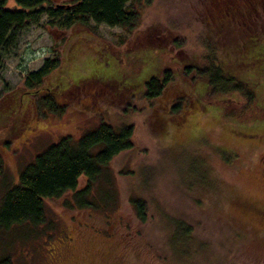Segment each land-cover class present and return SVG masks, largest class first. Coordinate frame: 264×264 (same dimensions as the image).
Masks as SVG:
<instances>
[{
  "label": "rangeland",
  "instance_id": "1",
  "mask_svg": "<svg viewBox=\"0 0 264 264\" xmlns=\"http://www.w3.org/2000/svg\"><path fill=\"white\" fill-rule=\"evenodd\" d=\"M226 1L239 13L241 0H130L127 4L137 12L130 29L94 22L88 30L78 24L64 29L49 24L60 20L45 14L21 27L15 41L0 52V96L21 87L23 75L37 70L55 51H61L63 59L46 81L55 85L56 91L79 79L83 80L82 86L93 87L107 72L111 74L121 67L126 79L129 75L135 82L154 75L159 70L157 62L146 61L142 71L134 73L99 47L115 52L135 45L143 29L156 30L158 36L156 33L153 39L166 34V38H160L165 45L160 53L161 66H170L176 77L151 100L143 94L132 96L128 91L131 89L108 87L106 92H81L71 86L57 97L65 103L59 115L42 113L44 107L38 108L37 97H32L36 109L32 108L33 101L30 107L22 104L11 121L17 136L7 148L0 147L6 183L16 181L21 169L59 137L71 134L77 138L100 119L115 125L134 124V146L108 163L106 180L99 177L86 196L93 205L77 207L70 191L44 199L51 223L35 226L30 232L33 235L26 238L23 236L29 226L0 233V255L1 247L6 248L2 253L10 255L12 264H264V225L259 226L255 218L239 211L233 203L228 204L237 195L264 205V140H256L249 124L218 115L217 108L206 101L210 96L202 95L207 81L189 87L178 75L182 64L198 61L205 52L215 25L214 7H223ZM259 3L251 0L246 7H258L254 13L264 19V5ZM234 24L236 21H231L228 26ZM235 27L231 30L237 31ZM227 43L233 42L225 40ZM219 45L212 53L215 57L208 56L199 68L211 69L215 62L223 63L224 57L245 62L241 59L246 45L241 50L229 45L228 54ZM122 54L125 61L137 56L134 51ZM222 66L223 73H231ZM234 74L252 73L236 68ZM260 82L264 80L256 86ZM20 95L12 91L16 101ZM179 97L181 109L186 110L185 119H193L184 124L173 118L163 121L168 114L161 110ZM193 100L201 105L191 114ZM28 101L29 96L24 95L23 103ZM217 117L221 124H214L213 118ZM193 121L198 126L189 129ZM189 136L200 141L183 144L185 139L186 144L190 141ZM84 184L81 177L79 187ZM136 196L146 204L144 221L137 219L130 204ZM172 218L190 227L192 243L189 240L187 245H179L182 233L174 228ZM42 230L46 231L40 233Z\"/></svg>",
  "mask_w": 264,
  "mask_h": 264
},
{
  "label": "trees",
  "instance_id": "2",
  "mask_svg": "<svg viewBox=\"0 0 264 264\" xmlns=\"http://www.w3.org/2000/svg\"><path fill=\"white\" fill-rule=\"evenodd\" d=\"M129 1L68 0L65 3H52L50 0H0V52L9 43L15 41L23 25H27L31 20L38 21L43 14L50 19H59V23L49 22V24L64 29H70L73 25L78 24L88 30L91 27L90 22L130 29L137 19V12L133 5L127 4ZM254 1L258 3V0ZM259 1V4L264 5L263 0ZM250 2L251 0H241L242 7L239 13H236L234 9L231 10L232 6H230L231 2L229 1L225 2L226 6L224 4L223 7H214L213 12L215 13L212 18L215 25L213 24L214 26L211 28L209 43H206L205 52L199 56L198 61L191 60L189 63L182 64L181 74L178 75L180 80L183 77V80L187 82L184 84H189V87L194 85L198 87L200 82L207 81L202 95L207 93L210 96L206 101L217 108L218 115L220 117H233L238 121L249 124L254 128L252 134L256 136V140L263 142L264 82H260L257 86L256 83L264 80V19L254 13L258 10V7L254 10L246 7ZM250 7L254 6L251 5ZM241 10L243 13H240ZM231 21H236V24L231 26H236L237 31H232L231 26H228ZM216 24H224L225 26L221 28L217 27ZM80 31H84V29ZM140 33V39L134 37L139 41H136L135 45H130L131 48L129 46L112 52L102 48L97 42L96 45L114 56V59H117L134 73L141 72L146 61L157 62L159 70L157 69L156 74L135 82L128 74L129 79H126V75L123 74L124 67H121L122 71L120 68L111 74L107 72L106 76L97 81L93 87L82 86L81 82L83 80L79 79L74 83H69L63 90L56 91V86L46 81L49 74L60 66L63 59L62 52L60 51L58 54L55 51V54L51 57L44 59L41 67L23 75L21 87L16 88V90L15 88L6 90L0 96V147L7 148L13 137L17 136L18 133H14L15 130L12 129L11 121L20 113L22 104L30 107V103L33 101L32 97L38 98L36 101L38 106L40 105L39 109L44 107L42 113L51 112L57 115L61 114L65 108V103H61L57 97L61 96L63 91L71 86L72 89H80L81 92H106L109 90L108 87H117L118 90L131 89L128 91L135 97L136 95L139 97L140 94L150 100L157 97L172 78L176 77L170 70V66H161L160 53L165 45L160 41V38H166V34L160 36L159 39H153L156 33L158 36L156 30L143 29ZM223 35H226L225 38ZM76 37H70V40ZM225 40L233 43L225 44ZM144 41L147 42L144 43ZM219 44L224 46L222 51L225 54H228L227 48L230 47L229 45L237 46L239 50L246 45V52L242 55L243 59H241L245 62L240 61L237 63L224 57L223 63L215 62L216 65L212 66L211 69L199 68L206 63V60H209L208 56L215 57L212 53H214L216 46H220ZM87 46L91 47L90 45ZM63 48H66V46ZM133 51L137 56L131 60L129 57L125 61L122 53ZM201 58H203V61ZM169 59L174 61L173 57ZM222 65H224V68L229 69L231 73L226 71L227 73L224 72V74ZM236 68L252 74L245 76L233 75ZM188 76L190 77L189 80L187 79ZM190 89H188L189 93H191ZM12 91L20 92L19 101L13 98ZM182 91L185 99L188 98L190 101L191 97L185 94L184 89ZM24 95L29 96L27 103H23ZM193 102L195 104L190 105L193 108H190L191 114L199 109L201 105L196 100H193ZM181 103L182 98L179 97L170 107L161 110V113L166 112L168 114L163 118V121L170 122V119L173 118L177 123H186L190 116L185 119L184 115L187 114L185 109H181ZM34 104L33 101L32 108L36 109ZM171 109L172 112L169 113ZM161 113L158 112V115ZM192 119L190 118L189 122ZM189 122L186 126H189ZM213 122L214 124H221L218 117L213 118ZM197 126L194 122L189 129ZM134 133V124L123 122L115 125L107 119H100L97 124L88 128L77 138L67 134L52 142L21 169L16 181H9V183H6L2 177L5 165L0 152V176L3 181L0 197V233H5L17 226L20 228L29 226L25 231L26 235L20 234V236L26 238L33 235L30 232L35 229V226L47 222L51 223V220L47 217L44 199L58 198L67 191L72 192V198L77 207L83 208L90 204L93 205L92 201L86 198L87 194L90 190L92 191V187L100 179L99 177L106 180L107 174L105 173L107 171L105 168L112 158L121 151L134 146ZM196 141L200 140L190 137V141L186 144L185 139L183 144L190 145ZM81 177H84L85 184L79 187ZM231 203L239 211L244 212L245 215L255 218L259 226L264 225V205L252 200L241 199L237 195L232 198L231 202L228 200V204L232 206ZM130 204L137 219L144 221L146 218L144 200L136 196L130 200ZM182 221L177 218L171 219V222H174V228L182 233L178 241L181 246L187 245L189 240H191V243L194 240L190 237V227ZM45 231L42 230L40 233ZM37 234L39 233L34 235ZM1 236L5 239L4 235ZM5 250L6 248L1 247L0 262L1 264H12L10 255L2 253ZM171 250L175 251L173 247Z\"/></svg>",
  "mask_w": 264,
  "mask_h": 264
}]
</instances>
